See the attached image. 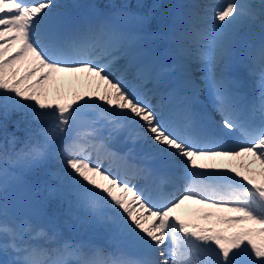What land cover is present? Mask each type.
Masks as SVG:
<instances>
[{"label": "snow or ice", "instance_id": "6c2138e0", "mask_svg": "<svg viewBox=\"0 0 264 264\" xmlns=\"http://www.w3.org/2000/svg\"><path fill=\"white\" fill-rule=\"evenodd\" d=\"M178 7L0 0V264H264V0Z\"/></svg>", "mask_w": 264, "mask_h": 264}, {"label": "rangeland", "instance_id": "374dc122", "mask_svg": "<svg viewBox=\"0 0 264 264\" xmlns=\"http://www.w3.org/2000/svg\"><path fill=\"white\" fill-rule=\"evenodd\" d=\"M137 4L138 3H142L145 5V7H143V13H147V12H151L153 19H152V27L153 28H157L160 27L161 25H167L169 23H171V20L173 18V16L177 13V11H182L183 8L182 7H178V6H183V2L184 0H134ZM189 3V1L187 2V4ZM153 4H159L160 7L158 8H153ZM138 12V11H136ZM137 20V19H136ZM139 21L137 20V25H139ZM252 33V39L254 41H256L259 36H260V29L258 27H253L251 30ZM198 75H200V73H197ZM53 87H60L63 91H67V87L63 84H57V85H53ZM11 119H15L13 120L12 124L10 125L11 127H8V131L12 132L15 131V124L14 122L19 119V115L18 114H13ZM18 136H23L22 132L17 133ZM206 162H215V163H221L224 165H231L229 160H224L222 162H220L219 159L216 158V160L214 161H206ZM233 166V165H232ZM237 168H239L238 166H236ZM241 169V168H240ZM243 170V169H242ZM246 172V170H244ZM252 174H255L257 176H260V172L258 170H254L252 171ZM53 206H55V202H53ZM229 215H233V214H229ZM227 215V216H229ZM202 216L200 218H197L198 220L196 221L197 223H202L200 220L202 221H206V226H211L212 222L214 221V217L212 218V220H204L202 219ZM229 227L228 225L223 224V227ZM217 228H221L224 229L222 227H220L219 225L215 226ZM78 232H73L72 231V235L77 234ZM82 233V231H80V234ZM225 234H230V233H225Z\"/></svg>", "mask_w": 264, "mask_h": 264}, {"label": "bare ground", "instance_id": "6f19581e", "mask_svg": "<svg viewBox=\"0 0 264 264\" xmlns=\"http://www.w3.org/2000/svg\"><path fill=\"white\" fill-rule=\"evenodd\" d=\"M186 1H188V0H184V3H185ZM60 2H63V0H60ZM80 2H81L82 4L87 5V4L90 2V0H80ZM184 5H187V3L184 4ZM83 11H87V9L85 8V9H83ZM127 22L130 23L132 26H136V25H137V20H136V19H131V20L127 21ZM257 42H258V41H257ZM197 76H199V75H197ZM201 98H204V102L207 103V100H206V93L203 94V95L201 96ZM214 115H215V114H214ZM217 116H218V115H217ZM215 118H216V116H215ZM121 138H122V137H121ZM137 148H139V146H137ZM218 159L220 160V162H222V161H224V160H229V162H230L231 165H233V166H238L239 168H241L240 166L243 164L244 167L241 168L240 170L243 169V170H246V172L249 171V169H248V167H247V164H248V159H250V158H247V159H246V158L241 157V158H235V159H232V158H218ZM107 166H108V165L105 164V167H107ZM251 167H252V171H254V170H258V171H259V169H260L259 162L257 161V162H256L255 164H253ZM244 172H245V171H244ZM252 173H253V172H252ZM97 179L99 180V178H97ZM133 181H135V180H133ZM205 211H212V212L216 213V215L214 216L215 221L212 223L213 226H216V225H218V224H222V223H216V221L218 220V218L223 217V216H226V214L229 213V212H227V211H223V210H216V209H203L202 206H200V205H196V204H192V203H190V202L185 206L184 209L181 210L182 214H189L190 217H191V219H193L194 221H195L197 218H200L201 215H203V213H204ZM201 225L204 226L203 223H202ZM64 231H65V228L63 229V232H64ZM65 232H66V231H65ZM65 232H64L65 237L72 239L71 237H68V235H67ZM75 240H79V239L76 238ZM84 240H91V242L94 243V244H99V245H102V246L108 247L107 242L102 238V234H101V233H94V232H93V235L88 234V235H86V236L84 237ZM42 242H43V241H41V243H42ZM48 246L51 247L52 245H48ZM0 258H1V256H0Z\"/></svg>", "mask_w": 264, "mask_h": 264}, {"label": "water", "instance_id": "95a60500", "mask_svg": "<svg viewBox=\"0 0 264 264\" xmlns=\"http://www.w3.org/2000/svg\"><path fill=\"white\" fill-rule=\"evenodd\" d=\"M15 195L20 196L21 198L31 196V187L29 185H22L19 188L13 189Z\"/></svg>", "mask_w": 264, "mask_h": 264}, {"label": "trees", "instance_id": "16d2710c", "mask_svg": "<svg viewBox=\"0 0 264 264\" xmlns=\"http://www.w3.org/2000/svg\"><path fill=\"white\" fill-rule=\"evenodd\" d=\"M116 2H117V3H120V2H122V0H116ZM126 2L129 3V4L131 5V7L134 6V4L132 3V0H126ZM10 122H11V121H8V125H9Z\"/></svg>", "mask_w": 264, "mask_h": 264}]
</instances>
